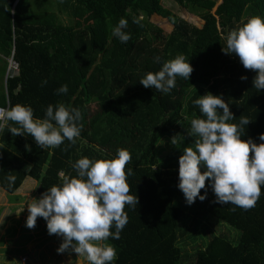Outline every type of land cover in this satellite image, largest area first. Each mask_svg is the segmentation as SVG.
Wrapping results in <instances>:
<instances>
[{
    "label": "trees",
    "instance_id": "trees-1",
    "mask_svg": "<svg viewBox=\"0 0 264 264\" xmlns=\"http://www.w3.org/2000/svg\"><path fill=\"white\" fill-rule=\"evenodd\" d=\"M168 1L198 16L202 26L162 0H0V105L30 106L41 119L48 104L81 112L75 143L65 139L54 148L41 149L31 135L0 130V187L12 193L30 177L40 196L59 185L62 175H75L70 162L111 159L124 149L131 156L125 172L132 169L126 180L137 205L124 206L127 223L119 239L106 241L117 253L112 264H264V186L254 206L243 209L216 203L206 180L205 199L188 205L176 186L179 156L158 161L155 153L156 144L173 135L185 136L194 147L196 137L187 129L192 118L204 117L192 101L206 93L229 104L231 122L247 117L242 138L260 142L264 89L252 85L253 70L221 49L230 30L251 17L264 18V0ZM121 17L127 20L122 29L130 36L127 42L111 34ZM177 56L188 59L189 80L177 76L167 93L139 83ZM62 84L67 92L57 93ZM9 175L15 177L11 187ZM206 218L236 229V239L206 233L205 226L199 233ZM196 236L205 244L191 253L182 250L184 239Z\"/></svg>",
    "mask_w": 264,
    "mask_h": 264
},
{
    "label": "clouds",
    "instance_id": "clouds-1",
    "mask_svg": "<svg viewBox=\"0 0 264 264\" xmlns=\"http://www.w3.org/2000/svg\"><path fill=\"white\" fill-rule=\"evenodd\" d=\"M125 27L127 20L121 17L111 29V34L120 42L130 39L122 31ZM224 39L221 50L235 54L245 69L253 70L252 85L257 90L264 89V18H249L242 26L230 30ZM155 59L159 61V57ZM191 71L188 59L177 56L164 61L154 73L147 72L139 83L167 93L175 87L177 76L189 80ZM240 78L246 79L243 75ZM56 92L66 93L67 85H60ZM192 103L204 118L190 120L187 131L196 137L194 147H184L178 157L176 186L185 203L190 205L196 199H205L207 191L202 193L201 189L206 188L207 180L216 203L243 209L253 207L264 186V133L259 134V143L251 138L243 139L245 128L242 126L249 119L241 116L238 123L231 122L233 114L229 104L218 94L199 95ZM80 119L78 108L67 109L61 104L55 109L48 104L42 119L33 117L30 106L16 104L0 110V130L7 127L12 135H31L41 149L54 148L65 139L75 143L80 133ZM9 121L18 127L11 126ZM170 143L177 144L176 135L170 137ZM130 159L127 150L117 149L111 159L80 157L70 162L74 176L62 175L59 185L50 186L31 203L27 201L25 226L34 227L39 216L46 221L49 235L62 237L56 249L58 253L74 252L89 264H112L117 253L106 241L109 237L119 239L127 223L124 206L137 205V196L130 194L126 180L132 174L131 168L125 172ZM6 180L11 187L15 177L9 175ZM24 205L17 214L24 210Z\"/></svg>",
    "mask_w": 264,
    "mask_h": 264
},
{
    "label": "rangeland",
    "instance_id": "rangeland-1",
    "mask_svg": "<svg viewBox=\"0 0 264 264\" xmlns=\"http://www.w3.org/2000/svg\"><path fill=\"white\" fill-rule=\"evenodd\" d=\"M162 2L167 7L172 6L173 10L179 13V16L191 24L199 27L203 23L202 19L180 5H174V3L172 5V2L168 0H162ZM216 2L218 3L220 0H216ZM182 13L187 14V16L184 17ZM195 18L197 20L194 21ZM152 19L163 26L166 31L170 30L171 26L165 21L161 22L163 21L161 18L152 16ZM10 65L14 69L12 62ZM184 147H193V143H190L185 136L177 137L176 145H172L170 140L166 138L161 139L155 146L156 157L160 161L168 155L180 156ZM37 186V180L25 177L21 185L12 193H8L0 187V221H2L0 222V264H89L82 256L76 255L74 252L58 253L56 249L61 243L62 237L55 234L49 235L46 229V221L43 218L38 216L32 228L25 226L27 201L31 203L33 198L40 197L36 192ZM23 205L24 210L17 214L16 212ZM186 211L188 212L187 209ZM201 223L197 230L199 233H201V226H205L204 231L206 233L221 234L231 240H235L236 235H238L236 229L215 219H202ZM192 240L185 238L182 242V250L191 253L195 246L205 244V239H201L199 236Z\"/></svg>",
    "mask_w": 264,
    "mask_h": 264
},
{
    "label": "built area",
    "instance_id": "built-area-1",
    "mask_svg": "<svg viewBox=\"0 0 264 264\" xmlns=\"http://www.w3.org/2000/svg\"><path fill=\"white\" fill-rule=\"evenodd\" d=\"M11 66V65H10ZM14 69H16V64H14ZM8 108V103L5 105V106H3V105H0V110H5V109H7Z\"/></svg>",
    "mask_w": 264,
    "mask_h": 264
},
{
    "label": "water",
    "instance_id": "water-1",
    "mask_svg": "<svg viewBox=\"0 0 264 264\" xmlns=\"http://www.w3.org/2000/svg\"><path fill=\"white\" fill-rule=\"evenodd\" d=\"M202 24H203V23H201L199 27H201ZM8 70H9V67H8L7 70H6L5 77L7 76V72H8Z\"/></svg>",
    "mask_w": 264,
    "mask_h": 264
},
{
    "label": "crops",
    "instance_id": "crops-1",
    "mask_svg": "<svg viewBox=\"0 0 264 264\" xmlns=\"http://www.w3.org/2000/svg\"><path fill=\"white\" fill-rule=\"evenodd\" d=\"M198 17V16H197ZM33 180H35V179H33Z\"/></svg>",
    "mask_w": 264,
    "mask_h": 264
}]
</instances>
